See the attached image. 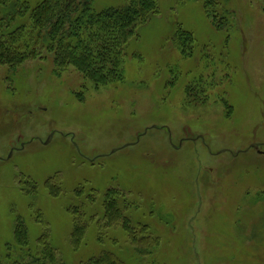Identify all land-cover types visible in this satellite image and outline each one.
I'll use <instances>...</instances> for the list:
<instances>
[{"label":"rangeland","instance_id":"374dc122","mask_svg":"<svg viewBox=\"0 0 264 264\" xmlns=\"http://www.w3.org/2000/svg\"><path fill=\"white\" fill-rule=\"evenodd\" d=\"M156 2L101 82L51 53L0 62L3 264L17 220L63 264H264V0Z\"/></svg>","mask_w":264,"mask_h":264},{"label":"trees","instance_id":"16d2710c","mask_svg":"<svg viewBox=\"0 0 264 264\" xmlns=\"http://www.w3.org/2000/svg\"><path fill=\"white\" fill-rule=\"evenodd\" d=\"M204 1L207 5L210 0ZM91 3V0H42L31 8L23 0H0V62L13 65L42 52L51 53L57 66L70 64L85 77L101 82L102 74L111 70L138 26L157 14L158 7L156 0H127L124 6L95 12ZM83 23L91 34L85 41L75 34L77 26ZM191 39V34L180 27L171 38L184 55ZM107 207V210H114L113 216L117 219L120 211L112 209L111 204ZM70 212L76 217L72 245L77 248L81 246L84 226L78 218L81 216L79 211L72 209ZM46 239L43 232L37 239L38 248L32 249L24 223L17 220L14 245L7 246V251L14 247L21 254L15 252L13 260L8 254V264H63L56 259L55 251ZM0 264H3L1 258ZM81 264L121 263L112 254L104 253Z\"/></svg>","mask_w":264,"mask_h":264}]
</instances>
